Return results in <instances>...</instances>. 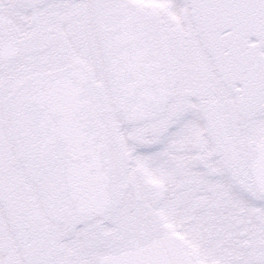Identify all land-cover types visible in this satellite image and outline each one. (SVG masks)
Returning <instances> with one entry per match:
<instances>
[{
  "label": "snow or ice",
  "instance_id": "snow-or-ice-1",
  "mask_svg": "<svg viewBox=\"0 0 264 264\" xmlns=\"http://www.w3.org/2000/svg\"><path fill=\"white\" fill-rule=\"evenodd\" d=\"M0 264H264V0H0Z\"/></svg>",
  "mask_w": 264,
  "mask_h": 264
}]
</instances>
